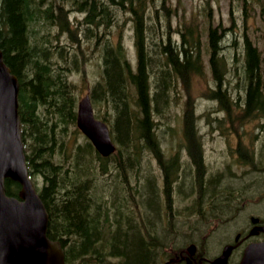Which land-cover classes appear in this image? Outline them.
Masks as SVG:
<instances>
[{
	"label": "trees",
	"instance_id": "trees-1",
	"mask_svg": "<svg viewBox=\"0 0 264 264\" xmlns=\"http://www.w3.org/2000/svg\"><path fill=\"white\" fill-rule=\"evenodd\" d=\"M65 1L85 13L84 30L91 35L98 27L110 25L116 12L127 8L134 15L137 54L133 64L120 44L114 47L105 38L102 78L92 88L91 99L96 116L109 123L118 149L102 157L76 125L80 95L70 71L86 60L79 39L81 26L73 24L69 9L59 0H1L0 49L19 79L24 152L29 174L49 213L47 235L61 242L69 264L115 256L124 258L121 264H158L160 244L167 243L168 233L154 236L143 219L139 222L136 206L131 209L129 204L141 198L149 215L147 221L160 211L155 180L149 172L144 176L141 172L139 154L146 147L164 168L163 190L170 205L172 177L176 176L178 163L162 158L153 112L169 103L177 77L189 89L192 73L203 70L200 35L192 40V26L183 25L182 41L172 45L170 0H160V9L155 0H150L155 16L160 10L164 14L166 36L155 25L146 30L148 0ZM61 33H68L76 44L74 48L60 43ZM224 35L217 27L209 26L207 46L211 70L218 81V88L209 93L218 99L231 123L235 103L222 86V74L230 62L222 52ZM244 52L242 69L247 93L242 118L264 111L262 56L247 37ZM183 121L190 150H195L200 140L195 136V106L190 95ZM195 163L199 169L196 179L204 184L200 154ZM101 177L105 179L102 182ZM37 178L41 179V187ZM212 181L210 178L209 183ZM20 189L17 182H6L8 195L18 196ZM198 201L199 206L203 198ZM158 219L151 220L152 224L159 226Z\"/></svg>",
	"mask_w": 264,
	"mask_h": 264
},
{
	"label": "rangeland",
	"instance_id": "rangeland-1",
	"mask_svg": "<svg viewBox=\"0 0 264 264\" xmlns=\"http://www.w3.org/2000/svg\"><path fill=\"white\" fill-rule=\"evenodd\" d=\"M59 1L69 9L68 15L73 24L81 26L79 39L86 60L79 62L78 69L70 71V78L77 84L81 98L102 78L101 50L105 46V38L114 47L120 44L134 64V15L127 8L120 9L115 13V17H111L114 20L110 25L98 27L91 35L84 30L85 13L75 9L71 1ZM155 1L160 9V0ZM169 4L172 14L167 20L170 23L172 45L182 41L180 31L183 25L192 26V40H196L200 35L203 70L192 73L189 89L182 84L181 78L177 77L175 88L168 97L169 103L159 106L158 111L153 112L162 158L165 162L175 159L178 163L177 181L173 183L170 193L171 204L163 208L166 218L175 219L176 225L172 223L170 228L166 229L161 221L159 234L166 231L167 243L177 250L186 248L194 239L201 243L204 241L201 237L208 234L205 242L206 252L207 255L214 256L222 250L225 242L232 238L240 223L247 222L246 219L252 213L264 217V113L241 117L244 114L246 94L242 69L245 62L246 37L257 46L262 56L261 72L264 80V0H170ZM145 10L150 13L145 19L146 30L154 29L155 25L166 36V21L162 11L160 10V15L155 16V9L152 8L150 0ZM209 26L217 27L219 33L225 34L221 44L222 52L229 56L230 62L224 68L222 86L233 95L231 98L235 103L231 123L226 112L221 109L218 99L212 98V93H209L210 90L218 88V81L212 73L213 69L211 70L207 46ZM98 36L101 39L98 40ZM60 43L69 44L71 49L76 45L68 33H61ZM189 95L195 106V136L200 140L195 150H190L183 128V115ZM199 154L204 163V184H200V180L196 179L199 169L195 160ZM139 155L142 175L149 172L153 176L159 197L165 180L164 168L148 148H143ZM210 178H213L211 183ZM103 180L105 179L101 177L100 182ZM201 197L203 202L198 206ZM191 204L195 205V213L189 212ZM238 207L243 208L240 214H237ZM136 211L139 221L142 222L144 215L143 220L146 223L148 213H143L138 208ZM161 215L163 214L158 213L157 217ZM157 217L153 215L148 221ZM207 222L210 224L207 225ZM200 224L202 226H199ZM173 232L176 235H172ZM169 252L173 250L170 248ZM109 260L107 259V263ZM98 261L102 264L106 262L102 259ZM236 261L237 258H233L230 264H237Z\"/></svg>",
	"mask_w": 264,
	"mask_h": 264
},
{
	"label": "water",
	"instance_id": "water-1",
	"mask_svg": "<svg viewBox=\"0 0 264 264\" xmlns=\"http://www.w3.org/2000/svg\"><path fill=\"white\" fill-rule=\"evenodd\" d=\"M18 94V78L0 50V264H66L61 243L47 236L49 214L29 177ZM77 125L103 156L115 150L109 127L95 117L89 95L79 102ZM7 180L21 185L18 197L7 195ZM231 250L225 247L210 264H228ZM239 264H264V241L248 245Z\"/></svg>",
	"mask_w": 264,
	"mask_h": 264
},
{
	"label": "flooded vegetation",
	"instance_id": "flooded-vegetation-1",
	"mask_svg": "<svg viewBox=\"0 0 264 264\" xmlns=\"http://www.w3.org/2000/svg\"><path fill=\"white\" fill-rule=\"evenodd\" d=\"M0 17H1V0H0ZM172 190H173V187H172ZM159 200H160V211L158 213H161L163 215L159 216L158 221L161 223V221L167 219L165 216V213H163L164 211L163 208L168 206V200L166 198V193L164 190L159 194ZM169 202L171 204L170 199H169ZM206 203H208V201ZM131 205H132L130 207L131 209H133L134 206H136V208L140 206L141 211L143 213L146 212L141 198L136 199L135 203L131 202ZM236 209H237V214H240V211L243 208L238 207ZM128 210H129L128 212H130V209ZM231 211L233 213L232 209ZM142 219H144V215ZM152 220L156 221V219H152ZM246 221L247 222L242 221L240 223V227L237 229L235 234L232 236V238H229L225 242L222 250L217 255H214V256L207 255L205 242H207L208 234H206L201 237L204 239V241H202L201 243H198V241L194 239V240H191V243H189V245L186 248H183V249L179 248L180 250L173 249L172 247L169 246V243L160 244V246L162 247V252L161 254L158 253V258H157L158 264H210L211 260L221 255V253L223 252V249L226 246H232L228 264H230L233 258H237L236 263L238 264L241 258L243 257L244 250L248 244L264 241V230L262 229L264 227V217H262L258 213H252V215L249 216V218L246 219ZM139 222L141 223V221ZM173 222H174L173 225L175 226L176 221L175 219L174 220L172 219L171 222L170 221L168 222L166 229H169ZM209 224L210 223L207 222V225ZM144 226L148 230L154 229V228L159 229L158 227H160V224L159 226H155L152 224V221L150 220L149 222L145 223ZM199 226H202V224H200ZM199 226H194V228H198ZM172 235H176V234L173 232ZM202 243L203 245H201ZM170 248L173 250V252L171 253L169 252ZM109 259H110L108 261L109 263L105 262V264H121L124 261V258H121V257L120 258L114 257V258H109ZM112 259L115 261H112Z\"/></svg>",
	"mask_w": 264,
	"mask_h": 264
}]
</instances>
